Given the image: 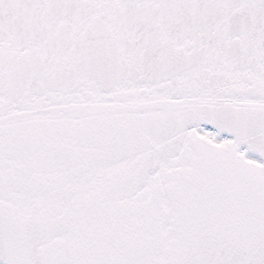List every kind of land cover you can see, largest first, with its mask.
I'll list each match as a JSON object with an SVG mask.
<instances>
[{"label":"snow or ice","instance_id":"6c2138e0","mask_svg":"<svg viewBox=\"0 0 264 264\" xmlns=\"http://www.w3.org/2000/svg\"><path fill=\"white\" fill-rule=\"evenodd\" d=\"M0 264H264V0H0Z\"/></svg>","mask_w":264,"mask_h":264}]
</instances>
